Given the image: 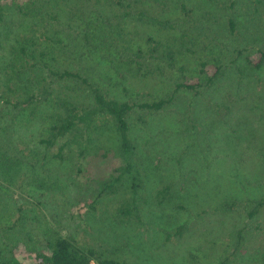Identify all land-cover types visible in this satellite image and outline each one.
<instances>
[{
	"label": "rangeland",
	"instance_id": "obj_1",
	"mask_svg": "<svg viewBox=\"0 0 264 264\" xmlns=\"http://www.w3.org/2000/svg\"><path fill=\"white\" fill-rule=\"evenodd\" d=\"M87 1L33 0L43 6L44 10L37 8V14L46 18L44 30L51 38L52 55L46 62L54 69L85 71L92 75L93 82L111 90L107 81L100 80L98 64H85L81 59L87 54L79 51L77 44L59 54L54 41L56 30H63L68 43L78 41L79 31L72 29L74 24L79 28L86 23L96 25V12ZM248 1L148 0L133 7L135 3L126 0L118 7L119 14L143 11L176 21L178 29L200 42L197 60L206 56L202 46L214 37L224 44L223 52L214 54L222 58L223 75L213 87L200 88L197 93L180 90L161 111L135 108L130 116L131 137L139 145L140 162L148 172V193L152 195L150 189L161 183H171L170 202L159 207L151 200L141 223L120 224L91 215L72 219L71 206L86 194L85 177L75 170V156L65 161L55 159L56 151L39 143L43 128L40 120L13 122L5 118L0 121L2 161L17 160L19 173L12 178V185L0 183L6 188H0V245L17 249L34 244L36 233L31 220L44 214L53 226L74 235L83 245L107 249L130 264H213L226 250L230 232L244 228L248 244L231 264H258L264 246V212L250 220L241 205L246 200L264 198V68L250 69L245 61L246 55L264 48V0L255 20L247 9ZM230 17H235L238 25L233 37L227 32ZM23 21L22 17L10 20L11 33L0 32V68L9 57L10 46L16 44L14 37L29 36ZM128 21L130 30L139 32L135 45L144 49L148 36L164 38L174 33ZM98 51L101 56L110 52L107 44ZM180 64L188 68L189 78L196 77V59L184 58ZM46 73V68L34 67L24 80L32 89ZM180 76L179 72L167 71L132 80L133 92L127 98L122 94L120 97L136 103L164 97L174 90ZM77 94L83 96L82 92ZM226 199L239 203L227 217L214 212L216 204ZM181 224L191 228V235L167 243L164 232ZM190 251L196 253L197 261L189 259Z\"/></svg>",
	"mask_w": 264,
	"mask_h": 264
},
{
	"label": "trees",
	"instance_id": "obj_2",
	"mask_svg": "<svg viewBox=\"0 0 264 264\" xmlns=\"http://www.w3.org/2000/svg\"><path fill=\"white\" fill-rule=\"evenodd\" d=\"M122 1L125 3L126 0ZM122 1H87L96 12L97 23L90 24L91 27L86 23L81 28L74 24L72 29L79 31L78 41L68 40L67 43L62 29L54 33L59 54L64 50L67 52L74 43L79 51L87 54L81 57L85 64H98L100 80L107 81V88H111L104 90L85 71L54 69L46 62L52 55L49 47L51 38L44 30L46 18L37 14L38 7L43 9L41 3L0 0V32L11 33L13 28L9 21L22 17L29 33L21 39L14 37L16 44L10 46L9 57L0 68V121L5 118L13 119V122L40 120L43 128L39 143L47 150L56 151L53 153L55 159L65 161L70 155L75 156V170L85 177L86 194L71 206L72 219L91 215L101 220L111 218L120 224L141 223L151 200L159 207L170 202L173 197L171 183H161L157 188L150 189L152 195L148 193V172L140 162L139 145L131 137L130 116L135 108L148 112L161 111L174 101L176 92L186 90L197 93L200 88L213 87L223 75L222 58L214 54L217 51L221 54L224 44L217 37L202 46L206 56L197 60L200 42L192 34L178 29L176 21L143 11L119 14L117 11ZM128 1L135 3L134 7L138 2L148 0ZM232 3L234 8L235 2ZM261 4L262 0H249L246 4L252 20L259 17ZM181 7L185 12V5ZM128 19L144 23L145 27L153 26L174 33L164 38L148 36L144 49L135 45L134 39L139 32L130 30ZM237 31V20L230 17L227 32L233 37ZM100 43L107 44L110 52L101 56L98 51ZM236 53L240 55L241 51ZM184 58L196 59V77L189 78L188 68L180 64ZM245 61L250 69L264 68V48L246 55ZM148 63L155 66L151 68ZM34 67H44L47 73L31 89L24 75ZM167 71L181 75L170 94L142 103L120 97L122 94L127 98L133 92L132 80ZM78 92H82L83 96ZM139 119L144 121L142 116ZM2 157L0 153V183L12 185V178L19 173V164L13 159L3 162ZM0 188L6 191L1 184ZM238 206L236 200L226 199L216 204L214 212L227 217ZM241 208L248 219L259 218L264 212V198L246 200ZM31 224L36 233L33 237L35 243L17 249H14L17 246L0 245V264H130L107 249L83 245L74 235L53 226L44 214L37 220H31ZM190 231L187 224H181L164 232L165 241L183 240L191 235ZM245 231L241 228L230 232L226 250L213 264L233 263L248 244ZM189 259L197 261L198 256L190 251ZM258 264H264V246Z\"/></svg>",
	"mask_w": 264,
	"mask_h": 264
}]
</instances>
